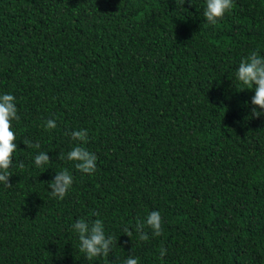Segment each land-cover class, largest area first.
Masks as SVG:
<instances>
[{
  "label": "trees",
  "instance_id": "1",
  "mask_svg": "<svg viewBox=\"0 0 264 264\" xmlns=\"http://www.w3.org/2000/svg\"><path fill=\"white\" fill-rule=\"evenodd\" d=\"M233 3L210 25L206 0H0V94L19 116L0 264H264V115L236 80L243 57L264 55V0ZM80 129L92 174L58 159ZM41 151L51 162L37 167ZM65 168L60 199L48 182ZM153 210L162 235L146 227L140 241L135 225ZM82 217L117 239L108 256L79 251Z\"/></svg>",
  "mask_w": 264,
  "mask_h": 264
},
{
  "label": "clouds",
  "instance_id": "2",
  "mask_svg": "<svg viewBox=\"0 0 264 264\" xmlns=\"http://www.w3.org/2000/svg\"><path fill=\"white\" fill-rule=\"evenodd\" d=\"M185 0H176L177 6L183 7ZM234 7L233 0H206V5L203 9V15L206 22L210 25H216L226 13L232 11ZM236 80L244 85L243 89H254V95L251 98L252 117H260L264 115V55H260L258 50L252 51L248 56L243 57L236 71ZM16 97L11 93L0 94V182L11 187L9 178L13 175L9 169L13 164V154L17 151L16 134L13 131L14 120H18V112L16 106ZM46 129L56 127L54 120L49 119L44 125ZM68 135L73 141L78 143L71 148L65 155L60 153L58 159L74 161L75 168L82 173L92 174L96 171L97 156L90 152L84 145L88 142L87 129L73 130ZM23 143L27 147L40 148L39 143L33 144L31 141L25 140ZM47 152H39L34 157L35 165H42L51 162ZM19 167L23 168V162H20ZM73 184L72 173L67 169L57 172L54 179L48 182V187L51 189V195L63 199ZM93 216L99 217L100 213L93 212ZM151 230V236H161L163 232L162 216L157 210L148 213L143 221H138L135 225V231L140 241H147L149 233L144 229ZM74 231L78 234L80 241L79 251L85 253L88 260H92L100 256H108L112 251L113 245H117V239L112 235L105 234V225L103 220L97 218L89 220L79 218L72 225ZM123 233H126L130 238L132 229L125 226ZM166 249L161 247L160 258L166 254ZM123 264H140L139 258L129 255L124 259Z\"/></svg>",
  "mask_w": 264,
  "mask_h": 264
}]
</instances>
